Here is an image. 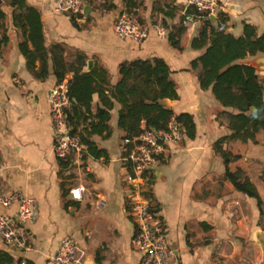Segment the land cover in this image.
I'll use <instances>...</instances> for the list:
<instances>
[{
  "label": "crops",
  "instance_id": "1",
  "mask_svg": "<svg viewBox=\"0 0 264 264\" xmlns=\"http://www.w3.org/2000/svg\"><path fill=\"white\" fill-rule=\"evenodd\" d=\"M57 1H0V191L21 190L39 203L37 221L27 225L30 248L10 247L0 237V264H56L53 256L68 236L79 245V264H143L144 253L133 243L138 228L128 199L125 104L116 86L124 62L155 57L172 70L178 96L171 109L191 114L196 124L194 136L186 133L168 147L147 183L151 212L165 223L171 262L263 264L264 128L255 141L226 140L224 149L238 157L225 162L216 142L231 130L218 114L232 108L201 87L193 67L206 50L192 46L203 18L185 24L187 0H136L149 25L138 42L115 32L125 0H87L80 13L58 11ZM219 2L228 32L264 36V0ZM236 62L264 76V51ZM61 75L76 80L74 90L85 95L69 106L80 113L76 124L68 123L69 130L76 125L78 134L90 133L94 148L85 156L55 154L49 94ZM227 171L249 178L258 196L238 189ZM79 185L85 190L75 199L71 190ZM17 211V203L0 205V212Z\"/></svg>",
  "mask_w": 264,
  "mask_h": 264
},
{
  "label": "trees",
  "instance_id": "2",
  "mask_svg": "<svg viewBox=\"0 0 264 264\" xmlns=\"http://www.w3.org/2000/svg\"><path fill=\"white\" fill-rule=\"evenodd\" d=\"M125 1L128 9L140 8L136 0ZM188 16L203 18V24L192 42L193 48H206L205 52L193 61V67L198 69L200 85L204 89L211 88L216 99L223 106L232 108L218 114L220 119L227 121L231 130L229 135L219 138L216 142L217 149L228 164L238 155L225 150L224 142L226 140L255 141L258 132L264 128V76L259 75L254 66L236 62L247 54L264 51V36H255L251 31L248 38L235 37L226 28L221 29L220 24L227 19L224 13L213 19L212 16L207 17L195 7L188 6L183 21ZM171 39L175 46H179L177 38L171 37ZM85 58L83 53L78 55L81 63ZM171 74L169 64L160 57L126 61L121 65V76L116 91L122 95L125 104L121 117V125L126 131L124 139L139 135L144 128L164 129L173 115L183 125L187 135H195L196 124L191 114L185 112L175 114L172 109L164 107L159 102L163 98L174 99L178 96L176 83ZM78 76L79 74L76 75V80ZM83 77L85 76L81 75L80 78ZM64 79L65 76L61 75L59 82ZM76 80L74 82L68 80L70 105L74 100L80 101L82 96H85L74 90L73 85ZM81 81L83 82L84 79ZM87 87L88 84H85L84 89ZM78 111L74 106L71 110L70 107L66 108L67 123H77L75 118L80 113ZM70 133L79 135L82 143L87 145L82 156L94 148V142L89 138L90 133L78 134L76 125ZM227 177L238 189L251 196H258L255 185L240 172L227 171Z\"/></svg>",
  "mask_w": 264,
  "mask_h": 264
},
{
  "label": "built area",
  "instance_id": "3",
  "mask_svg": "<svg viewBox=\"0 0 264 264\" xmlns=\"http://www.w3.org/2000/svg\"><path fill=\"white\" fill-rule=\"evenodd\" d=\"M86 1L58 0L56 9L80 13ZM187 5L195 7L207 17L217 16L221 8L219 0H187ZM192 20L193 17L188 16L184 22L190 24ZM220 27L225 29L226 23L222 22ZM115 32L121 38H132L141 42L149 34V25L141 21L139 7L125 8L115 25ZM49 103L55 131V154L58 157H66L72 152L82 155L87 145L82 143L78 135L70 133L67 123L66 108L70 105L67 79L60 81L51 89ZM185 135L183 125L173 115L164 129L144 128L139 135L124 139L127 147L125 159L131 168V173L127 177L130 182L128 199L131 214L138 228L133 243L144 253L143 264H178L171 262L173 250L168 244L165 223L151 212L146 192L149 173L159 163L168 147L182 142ZM83 190L85 186L79 185L71 190V196L81 199ZM14 203L18 205L16 215L0 212V237L10 247L27 250L30 248L31 240L27 225L37 221L39 203L36 198L26 195L21 190L0 191L1 206L8 207ZM53 260L56 264H79V245L74 237L68 236L60 241ZM20 264H26V261L21 260Z\"/></svg>",
  "mask_w": 264,
  "mask_h": 264
},
{
  "label": "water",
  "instance_id": "4",
  "mask_svg": "<svg viewBox=\"0 0 264 264\" xmlns=\"http://www.w3.org/2000/svg\"><path fill=\"white\" fill-rule=\"evenodd\" d=\"M212 18L215 19L216 15H213ZM91 63H92V60H89L88 61V65H91ZM159 102L161 104H163L166 108L171 109V99L170 98L160 99ZM253 110L255 111V108H253ZM261 243H262L263 248H264V237L261 238ZM263 264H264V259H263Z\"/></svg>",
  "mask_w": 264,
  "mask_h": 264
}]
</instances>
